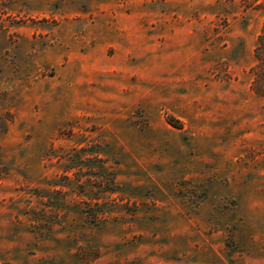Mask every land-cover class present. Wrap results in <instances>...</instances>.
Listing matches in <instances>:
<instances>
[{
	"label": "rangeland",
	"instance_id": "1",
	"mask_svg": "<svg viewBox=\"0 0 264 264\" xmlns=\"http://www.w3.org/2000/svg\"><path fill=\"white\" fill-rule=\"evenodd\" d=\"M264 0H0V264H264Z\"/></svg>",
	"mask_w": 264,
	"mask_h": 264
},
{
	"label": "trees",
	"instance_id": "2",
	"mask_svg": "<svg viewBox=\"0 0 264 264\" xmlns=\"http://www.w3.org/2000/svg\"><path fill=\"white\" fill-rule=\"evenodd\" d=\"M253 54L255 62L251 67L253 91L264 98V25L257 37V43L254 46Z\"/></svg>",
	"mask_w": 264,
	"mask_h": 264
}]
</instances>
